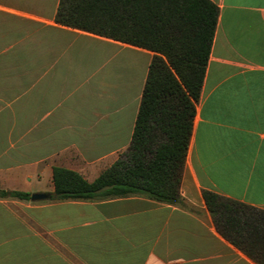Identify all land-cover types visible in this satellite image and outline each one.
Here are the masks:
<instances>
[{"label":"crops","instance_id":"1","mask_svg":"<svg viewBox=\"0 0 264 264\" xmlns=\"http://www.w3.org/2000/svg\"><path fill=\"white\" fill-rule=\"evenodd\" d=\"M218 8L180 204L0 198V264H257L203 200L264 211V0ZM59 0H0V190L51 195L52 169L93 181L130 145L152 53L55 22Z\"/></svg>","mask_w":264,"mask_h":264},{"label":"trees","instance_id":"2","mask_svg":"<svg viewBox=\"0 0 264 264\" xmlns=\"http://www.w3.org/2000/svg\"><path fill=\"white\" fill-rule=\"evenodd\" d=\"M218 8L209 0H59L55 22L152 53L129 147L93 181L54 167L50 201L144 196L180 204L179 184ZM217 232L264 264V211L203 191ZM0 198L29 200L0 190Z\"/></svg>","mask_w":264,"mask_h":264},{"label":"water","instance_id":"3","mask_svg":"<svg viewBox=\"0 0 264 264\" xmlns=\"http://www.w3.org/2000/svg\"><path fill=\"white\" fill-rule=\"evenodd\" d=\"M49 198H50V195L43 194V193H34L30 195V200L33 202L44 201V200H48Z\"/></svg>","mask_w":264,"mask_h":264}]
</instances>
